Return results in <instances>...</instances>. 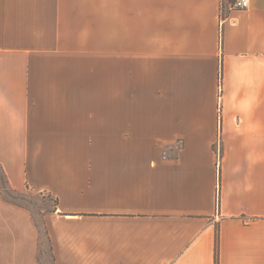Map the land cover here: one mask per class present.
I'll use <instances>...</instances> for the list:
<instances>
[{"label": "crops", "instance_id": "crops-1", "mask_svg": "<svg viewBox=\"0 0 264 264\" xmlns=\"http://www.w3.org/2000/svg\"><path fill=\"white\" fill-rule=\"evenodd\" d=\"M233 2L0 0V163L57 200L54 264H215L217 226L264 264V0ZM39 248L0 189V264Z\"/></svg>", "mask_w": 264, "mask_h": 264}, {"label": "rangeland", "instance_id": "rangeland-1", "mask_svg": "<svg viewBox=\"0 0 264 264\" xmlns=\"http://www.w3.org/2000/svg\"><path fill=\"white\" fill-rule=\"evenodd\" d=\"M0 184L4 187L2 194L6 199L31 210L40 231L39 259L41 264H54L51 256L50 242L45 232L43 216L45 212L53 208L55 198L46 192H38L31 189H24L19 191V193H15L9 189L4 175L1 172Z\"/></svg>", "mask_w": 264, "mask_h": 264}, {"label": "trees", "instance_id": "trees-1", "mask_svg": "<svg viewBox=\"0 0 264 264\" xmlns=\"http://www.w3.org/2000/svg\"><path fill=\"white\" fill-rule=\"evenodd\" d=\"M0 172L4 175V178H5V181L6 183L8 184L9 186V189L12 190L13 192L15 193H19L18 190H15L11 187V184L9 182V179L7 177V174L5 172V169L3 167V165L0 163ZM0 189L1 191L4 189V187L2 186V184H0ZM57 202V200H55V203ZM217 206L220 207V197H219V194H218V199H217ZM46 229V228H45ZM46 234H47V238L48 240L50 241V237H49V234H48V230L46 229ZM219 242H220V235H219V228L217 226V229H216V246H215V264H219ZM52 255V258H53V253L51 254Z\"/></svg>", "mask_w": 264, "mask_h": 264}, {"label": "built area", "instance_id": "built-area-1", "mask_svg": "<svg viewBox=\"0 0 264 264\" xmlns=\"http://www.w3.org/2000/svg\"><path fill=\"white\" fill-rule=\"evenodd\" d=\"M233 7L240 8V9H246L249 7V0H234ZM220 156H221V150H218V165L220 164Z\"/></svg>", "mask_w": 264, "mask_h": 264}]
</instances>
